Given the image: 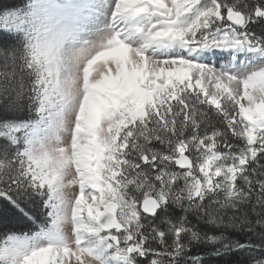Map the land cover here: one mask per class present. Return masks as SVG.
Segmentation results:
<instances>
[{
  "label": "snow or ice",
  "instance_id": "obj_1",
  "mask_svg": "<svg viewBox=\"0 0 264 264\" xmlns=\"http://www.w3.org/2000/svg\"><path fill=\"white\" fill-rule=\"evenodd\" d=\"M0 202V264H264V0H0Z\"/></svg>",
  "mask_w": 264,
  "mask_h": 264
},
{
  "label": "trees",
  "instance_id": "obj_2",
  "mask_svg": "<svg viewBox=\"0 0 264 264\" xmlns=\"http://www.w3.org/2000/svg\"><path fill=\"white\" fill-rule=\"evenodd\" d=\"M5 223H8L10 226L14 223L12 219V210L6 202H0V235L8 230H21L20 228H5L3 227ZM241 239H243V237ZM193 253L203 255L205 264H245L247 259L243 253H232L222 257L213 256L211 255L210 249L207 248L194 249Z\"/></svg>",
  "mask_w": 264,
  "mask_h": 264
},
{
  "label": "rangeland",
  "instance_id": "obj_3",
  "mask_svg": "<svg viewBox=\"0 0 264 264\" xmlns=\"http://www.w3.org/2000/svg\"><path fill=\"white\" fill-rule=\"evenodd\" d=\"M2 2H4V3H19L20 2V0H2Z\"/></svg>",
  "mask_w": 264,
  "mask_h": 264
}]
</instances>
